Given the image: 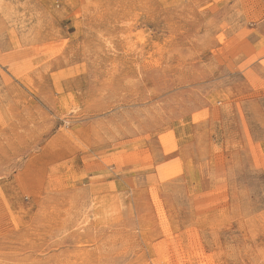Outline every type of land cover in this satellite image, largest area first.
Segmentation results:
<instances>
[{"label":"rangeland","instance_id":"374dc122","mask_svg":"<svg viewBox=\"0 0 264 264\" xmlns=\"http://www.w3.org/2000/svg\"><path fill=\"white\" fill-rule=\"evenodd\" d=\"M0 264H264V0H0Z\"/></svg>","mask_w":264,"mask_h":264}]
</instances>
